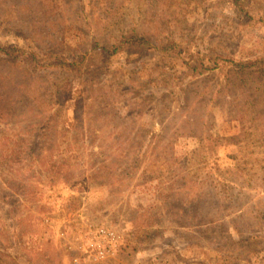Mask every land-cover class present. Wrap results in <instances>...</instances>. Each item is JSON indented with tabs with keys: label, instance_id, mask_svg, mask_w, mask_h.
Wrapping results in <instances>:
<instances>
[{
	"label": "rangeland",
	"instance_id": "374dc122",
	"mask_svg": "<svg viewBox=\"0 0 264 264\" xmlns=\"http://www.w3.org/2000/svg\"><path fill=\"white\" fill-rule=\"evenodd\" d=\"M9 44L0 264H264V0H0Z\"/></svg>",
	"mask_w": 264,
	"mask_h": 264
},
{
	"label": "trees",
	"instance_id": "16d2710c",
	"mask_svg": "<svg viewBox=\"0 0 264 264\" xmlns=\"http://www.w3.org/2000/svg\"><path fill=\"white\" fill-rule=\"evenodd\" d=\"M120 47H125L126 49L128 48L130 51H135L137 53H142L143 51H149V50H175L177 48V44L172 42V41H166L164 40V38H159V37H155L154 39H152V36L148 35L147 33H140L137 31H133L131 34H129L128 36L125 37L124 40L121 41V43L117 46V45H112L111 47H107L108 51L110 53H108V55L105 57L104 62H108L109 60V55L115 51H117ZM29 59L33 62L36 63V66L38 65V61L36 59V55L34 53H32V51H30L29 49H25L23 47L14 45V44H9V46H2L0 45V60H2V62L4 61H16L17 63L20 64V62L23 60L22 59ZM13 58V59H11ZM17 59H21V60H17ZM89 70H86V72H88ZM8 72H6V74H1L0 73V79H4L5 75H7ZM57 88V87H56ZM55 88V92H57V89ZM54 91H52V93L55 96H58ZM68 98H72V96H68ZM159 98V96H158ZM0 112H4V111H0ZM260 167L264 169V163H262V165H260ZM264 173V172H263ZM252 186L254 187L251 191H253V194H257V193H263L264 192V177H256L254 178V183L252 184ZM0 201L4 204L6 203L8 200L6 198H2L0 197ZM7 206H11L10 202L6 203ZM12 208V206H11ZM253 212L255 213L252 217V219H246L245 223H246V229H242V230H247L250 228L253 231V235H251L250 240L258 243V244H264V238L263 239H259V237H261L262 235H264V204L263 201L260 203V205H256L255 207H252ZM259 215V216H258ZM256 217V218H255ZM255 218V220H254ZM258 218H260V221L258 220ZM258 223H255V222ZM240 228H242V226H240ZM251 233V231H250ZM240 235L245 236V234H247L245 231H242L239 233ZM249 236V235H247ZM227 238L229 240V242L236 240V236L233 232H231L229 235H227ZM261 240V241H260Z\"/></svg>",
	"mask_w": 264,
	"mask_h": 264
},
{
	"label": "built area",
	"instance_id": "2783aa9c",
	"mask_svg": "<svg viewBox=\"0 0 264 264\" xmlns=\"http://www.w3.org/2000/svg\"><path fill=\"white\" fill-rule=\"evenodd\" d=\"M112 234H114V233H112ZM102 253H103V256H107V252L105 250H103Z\"/></svg>",
	"mask_w": 264,
	"mask_h": 264
}]
</instances>
